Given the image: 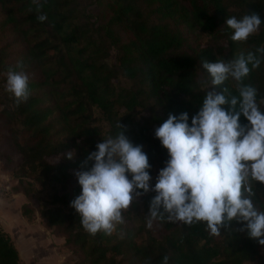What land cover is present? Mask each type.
<instances>
[{
  "label": "trees",
  "instance_id": "16d2710c",
  "mask_svg": "<svg viewBox=\"0 0 264 264\" xmlns=\"http://www.w3.org/2000/svg\"><path fill=\"white\" fill-rule=\"evenodd\" d=\"M41 3L38 12L31 0H0V168L15 178L11 192L27 198L22 213L40 212L45 227L64 237L70 253L62 264H163L165 256L168 264H264V246L239 231L240 222L214 237L204 223L164 219L147 227L153 192L123 213L124 223L111 236L88 234L69 206L81 193L75 173L90 169L91 162L83 166L87 155L119 132L118 122L134 145H143L155 185L169 158L155 129L169 114L183 112L191 125L208 90L227 87L238 95L232 79L211 86L202 61H227L264 47V0ZM253 12L262 20L259 31L246 42L231 41L226 19ZM41 14L44 22L37 19ZM9 69L29 77L30 96L19 105L6 91ZM244 83L258 90L264 111V59ZM240 123H248L243 115ZM251 186L254 205L264 211V184ZM0 264H23L1 223Z\"/></svg>",
  "mask_w": 264,
  "mask_h": 264
},
{
  "label": "clouds",
  "instance_id": "9594fccd",
  "mask_svg": "<svg viewBox=\"0 0 264 264\" xmlns=\"http://www.w3.org/2000/svg\"><path fill=\"white\" fill-rule=\"evenodd\" d=\"M31 3L38 12L43 7L41 0ZM37 19L44 22L47 16L41 14ZM225 24L232 30L231 41L246 42L259 31L262 20L253 12L228 17ZM256 53L241 52L231 60L214 63L202 61L211 86L232 79L238 95L228 94L227 87L222 92L208 90L191 125L188 113L183 112L179 116L169 114L155 129V137L169 158L154 186L143 145H134L119 122L114 137L109 135L97 143V150L83 162V166L91 162L90 169L75 173L81 193L69 205L88 234L111 236L124 223L123 213L153 192L146 217L149 228L153 221L164 219L189 226L204 223L214 237L221 235V229H231L236 221L242 223L239 231L264 246V211L254 205L251 186L253 181L264 184V111L257 102L258 90L244 83L250 72L260 67L264 47L257 48ZM17 68H23L22 61ZM28 82L23 70L9 69L6 91L17 105L30 96ZM241 115L247 124L240 123ZM67 158H72L71 152ZM168 259L165 256L163 264H168Z\"/></svg>",
  "mask_w": 264,
  "mask_h": 264
},
{
  "label": "rangeland",
  "instance_id": "374dc122",
  "mask_svg": "<svg viewBox=\"0 0 264 264\" xmlns=\"http://www.w3.org/2000/svg\"><path fill=\"white\" fill-rule=\"evenodd\" d=\"M207 35H204V41L207 39ZM123 83L128 81L122 79ZM7 183L0 184V193L2 196L11 195V185L9 182H15V178L12 176L9 170H6ZM5 181V180H4ZM10 185V186H9ZM27 199V198H26ZM47 206V205H44ZM28 222L35 223V229H32L30 233L23 231L25 235L20 236L13 234V238L18 246L21 254V260L23 264H62L66 261L70 250L64 247V237L54 234L52 229L45 227L43 223V216L40 212L35 211L31 215H26ZM7 230V229H6ZM22 232V231H21ZM63 240V241H62Z\"/></svg>",
  "mask_w": 264,
  "mask_h": 264
},
{
  "label": "crops",
  "instance_id": "0c3cea01",
  "mask_svg": "<svg viewBox=\"0 0 264 264\" xmlns=\"http://www.w3.org/2000/svg\"><path fill=\"white\" fill-rule=\"evenodd\" d=\"M7 175L8 173L0 168V184L3 182L8 184L6 179ZM11 183L14 182H9L10 185ZM12 194L10 195L12 196L11 198H7V196H2L0 193V223L12 237L13 234L23 236L25 235L23 231L27 230L30 233L32 229H35V223H29L26 215L22 213L21 207L26 201V196L22 193Z\"/></svg>",
  "mask_w": 264,
  "mask_h": 264
}]
</instances>
